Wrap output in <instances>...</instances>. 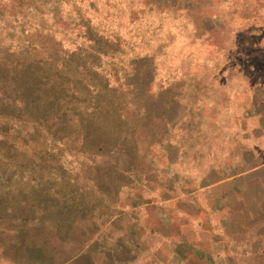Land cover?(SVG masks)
<instances>
[{
    "label": "crops",
    "instance_id": "crops-1",
    "mask_svg": "<svg viewBox=\"0 0 264 264\" xmlns=\"http://www.w3.org/2000/svg\"><path fill=\"white\" fill-rule=\"evenodd\" d=\"M72 1L92 63L146 41L163 67L111 71L81 176L20 199L0 264H264V0Z\"/></svg>",
    "mask_w": 264,
    "mask_h": 264
},
{
    "label": "rangeland",
    "instance_id": "rangeland-1",
    "mask_svg": "<svg viewBox=\"0 0 264 264\" xmlns=\"http://www.w3.org/2000/svg\"><path fill=\"white\" fill-rule=\"evenodd\" d=\"M72 2L0 0V230L1 225L13 226L11 217L23 215L21 198L32 206L43 197L40 190L45 195L56 193L54 189L63 192L59 185L64 177L81 176L79 169L86 162L82 154L93 148L80 141L87 128L85 114L122 101L113 93L111 71L127 76L133 68L144 76L147 65L139 56L150 53L159 69L163 67L161 47L146 41L123 47L125 55L119 53V45L108 57L92 63L87 55L93 42L85 40V30L69 13ZM93 70L100 76L93 77ZM81 77L94 93L85 94L75 81ZM138 80L137 75L127 82ZM98 128L91 131L102 134L103 125Z\"/></svg>",
    "mask_w": 264,
    "mask_h": 264
}]
</instances>
